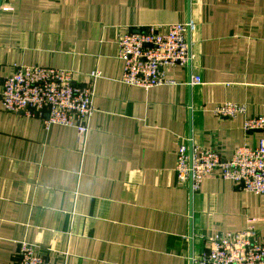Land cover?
<instances>
[{
    "label": "crops",
    "instance_id": "obj_1",
    "mask_svg": "<svg viewBox=\"0 0 264 264\" xmlns=\"http://www.w3.org/2000/svg\"><path fill=\"white\" fill-rule=\"evenodd\" d=\"M189 21L191 64L151 89L121 81L120 36ZM25 65L69 69L77 85L101 76L83 143L0 97V264L23 242L58 264H192L218 235L264 241V195L219 171L193 193L177 177L188 138L227 159L264 140L245 130L264 116V0H3L0 84ZM225 103L245 111L217 115Z\"/></svg>",
    "mask_w": 264,
    "mask_h": 264
},
{
    "label": "built area",
    "instance_id": "obj_2",
    "mask_svg": "<svg viewBox=\"0 0 264 264\" xmlns=\"http://www.w3.org/2000/svg\"><path fill=\"white\" fill-rule=\"evenodd\" d=\"M192 22L162 26H145L119 37V58L124 71L121 81L129 86L151 89L169 83L166 70L192 62L190 32ZM99 72L91 74L88 85L74 83L73 71L49 66H19L0 84L3 110L29 117H40L46 127L52 124L78 129L83 143L94 114L95 81ZM201 82L198 76L189 84ZM245 107L225 103L215 109L220 116L235 117ZM246 131H264V116L248 118ZM232 180L239 188L264 195V140L257 145L239 146L227 159L217 150L194 145L192 138L181 143L178 152L177 177L180 185L198 192L203 181L215 172ZM192 264H264V241L255 238L252 229L230 232L211 239L207 251ZM15 264H58L39 254L23 242Z\"/></svg>",
    "mask_w": 264,
    "mask_h": 264
},
{
    "label": "water",
    "instance_id": "obj_3",
    "mask_svg": "<svg viewBox=\"0 0 264 264\" xmlns=\"http://www.w3.org/2000/svg\"><path fill=\"white\" fill-rule=\"evenodd\" d=\"M2 3H3V0H0V10H1V7H2Z\"/></svg>",
    "mask_w": 264,
    "mask_h": 264
}]
</instances>
